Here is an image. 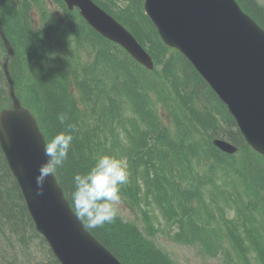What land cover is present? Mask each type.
Instances as JSON below:
<instances>
[{"label":"trees","instance_id":"1","mask_svg":"<svg viewBox=\"0 0 264 264\" xmlns=\"http://www.w3.org/2000/svg\"><path fill=\"white\" fill-rule=\"evenodd\" d=\"M52 1L61 9L64 19L45 15L42 20L43 40L38 38L37 31L32 30L28 14L23 16L24 10L28 12L30 0H0V21L6 33L16 30L12 39L9 38L15 49L9 60L15 91L22 103L37 116L47 143L57 133L67 130L69 125L74 129L68 159L61 169L55 171L71 206L74 173L88 170L99 156L107 154L127 161L129 178L126 185L121 186L120 194L130 207L146 206L149 198H155L153 192L162 194V190L164 195L160 199L166 206L186 215V219L182 216L179 220V226L181 229L184 225L188 227V238L194 240L200 233V241L207 240L215 231L210 227L198 229L194 211L191 208L188 212L187 191L180 189L181 197L174 198L177 189L169 180L163 181L172 174L167 164L174 165L185 150H195L196 146L170 139L173 137L162 125L147 93L149 90L155 92L157 101L167 109L175 110L184 105L197 129L217 136L222 131L207 113L196 103L185 106L191 101L189 97H193L186 88L196 73L177 51L160 41L141 7L137 12L134 0L119 8L111 0L98 2L148 47L154 62L159 64L151 71L88 27L75 11H67L61 0ZM38 3L45 6L44 0H38ZM136 4L141 6V0H136ZM83 53L87 58L83 59ZM70 82L78 89L84 107H78L69 90ZM8 101L9 97L3 96L0 106ZM60 113L68 117L63 125L57 119ZM230 121L234 126L231 118ZM227 135L237 143L241 139L237 131H228ZM251 171L254 173L252 181L264 183V176H259L261 170L251 168ZM4 180L16 186L8 169L0 171V233L6 225L10 231L20 226L27 232L32 224L25 207L16 208L9 195L11 189L5 191L1 188ZM143 185L146 191L142 195ZM15 190V196H19L17 188ZM193 195L201 201L199 188ZM161 203L159 201L160 206ZM262 226L263 223L254 225V219L243 215L233 222L229 231L246 264H264V253L260 249L264 243ZM89 230L124 264H167L165 258L159 256L162 254L158 249L143 238L133 224L123 222L118 214L112 223Z\"/></svg>","mask_w":264,"mask_h":264},{"label":"water","instance_id":"2","mask_svg":"<svg viewBox=\"0 0 264 264\" xmlns=\"http://www.w3.org/2000/svg\"><path fill=\"white\" fill-rule=\"evenodd\" d=\"M68 7L77 5L81 14L96 29L105 36L120 42L137 60L150 66V58L135 43L128 41L126 33L108 16L89 0H65ZM207 5L213 6L211 0H206ZM4 39L7 50L11 53V48ZM180 46L177 41L173 42ZM181 47V46H180ZM186 54V49L181 47ZM212 47L205 45L203 51L210 54ZM198 65V59H192ZM5 75L11 84L5 63L3 64ZM211 80L210 73H204ZM232 66H228L225 81L230 79L239 82L243 76H238ZM247 78V76H246ZM252 87L246 84L243 90ZM12 94V89L10 88ZM251 98L239 95L234 97L229 104L237 119L240 129L244 135H257L264 138V122L245 128L241 110L250 109L253 105ZM225 149L229 146L221 141H215ZM45 142L39 133L33 117L20 106L14 99L13 107L4 110L0 114V147L5 155L8 166L16 178L24 196L26 208L34 222L35 229L38 230L49 245L54 256L60 264H120L117 259L96 239L84 229L83 224L70 209L68 202L63 197L60 187L57 185L53 175H50L45 183L42 194H37L36 176L39 168L46 161L43 148Z\"/></svg>","mask_w":264,"mask_h":264},{"label":"rangeland","instance_id":"3","mask_svg":"<svg viewBox=\"0 0 264 264\" xmlns=\"http://www.w3.org/2000/svg\"><path fill=\"white\" fill-rule=\"evenodd\" d=\"M257 1L264 5V0ZM48 4L47 9L49 11L53 10L56 13V6L54 7L50 2ZM38 18L39 13H37V19ZM177 177L190 184L198 183V176L194 173V171H190L188 169H184L182 171V175H177ZM222 187L225 191L229 192L231 196H234L229 184L222 183ZM4 188H8V185H5ZM203 196H205L203 203L205 201L207 202L205 206L202 203L201 212L197 217V224L199 227L200 225H208V227L214 229L215 235L203 241L215 249V255L213 256H201L196 247L179 243L177 240L168 237L165 224L158 222L161 221V216L155 206H141L140 210L137 208L132 210V208H128L126 205L121 203V201H119L116 204V207L118 214L123 220L134 223L145 235L149 234V239L158 248L166 252L172 264H226L227 259H229L232 264H240L239 257L230 242L227 240L223 231L229 223L228 219L233 217L235 211L228 209L224 202L221 201L224 193H221L219 188H211L208 192L204 191ZM9 204L11 203L9 202ZM218 205L226 212L224 216H221L222 212L218 209ZM143 209H148L150 212L154 213L151 227H145L144 220L141 216V214L143 215ZM5 210L9 211V209ZM146 228H148L149 231H146ZM8 238L10 239V237ZM8 238L3 234L5 247L4 250H1L0 252V264H23L26 258L28 261L25 264H55L51 258V253L47 250V245L45 243H40L38 239H29L27 247L24 248L21 258H17L16 263H10L8 259L11 256L12 250L15 248L11 242L15 240L10 241ZM197 240L200 241V233Z\"/></svg>","mask_w":264,"mask_h":264},{"label":"clouds","instance_id":"4","mask_svg":"<svg viewBox=\"0 0 264 264\" xmlns=\"http://www.w3.org/2000/svg\"><path fill=\"white\" fill-rule=\"evenodd\" d=\"M57 119L63 125L68 117L60 113ZM73 131L69 125L67 130L57 133L44 145L47 159L40 165L36 176L38 195L43 193L46 179L67 161ZM128 178L125 161L107 154L99 156L88 170L74 173L71 201L75 217L90 229L112 223L118 214L116 204L121 200V186L127 183Z\"/></svg>","mask_w":264,"mask_h":264},{"label":"bare ground","instance_id":"5","mask_svg":"<svg viewBox=\"0 0 264 264\" xmlns=\"http://www.w3.org/2000/svg\"><path fill=\"white\" fill-rule=\"evenodd\" d=\"M56 33V32H55Z\"/></svg>","mask_w":264,"mask_h":264}]
</instances>
